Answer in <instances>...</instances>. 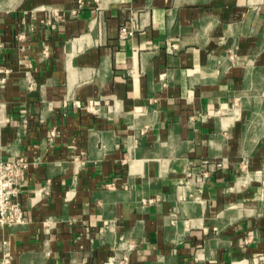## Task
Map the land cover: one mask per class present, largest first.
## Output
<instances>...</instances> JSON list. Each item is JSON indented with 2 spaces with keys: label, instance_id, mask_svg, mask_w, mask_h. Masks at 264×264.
Listing matches in <instances>:
<instances>
[{
  "label": "crops",
  "instance_id": "obj_1",
  "mask_svg": "<svg viewBox=\"0 0 264 264\" xmlns=\"http://www.w3.org/2000/svg\"><path fill=\"white\" fill-rule=\"evenodd\" d=\"M84 1L0 0V264H264V0Z\"/></svg>",
  "mask_w": 264,
  "mask_h": 264
},
{
  "label": "built area",
  "instance_id": "obj_2",
  "mask_svg": "<svg viewBox=\"0 0 264 264\" xmlns=\"http://www.w3.org/2000/svg\"><path fill=\"white\" fill-rule=\"evenodd\" d=\"M85 5L84 0H74L71 15L76 16ZM100 20V18H99ZM100 21H98V24ZM137 31L135 26H122L119 29V38L126 39ZM232 58V57H231ZM7 68H0V74H7ZM96 103H88L87 110L92 111ZM222 163H215L214 168L207 167L199 173L198 181H203ZM27 161L22 157H17L11 161H0V227L14 224L23 220V208L20 203L14 201L19 192V188L25 179L27 171ZM6 262V259L4 260Z\"/></svg>",
  "mask_w": 264,
  "mask_h": 264
}]
</instances>
